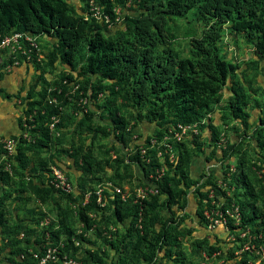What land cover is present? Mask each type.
Wrapping results in <instances>:
<instances>
[{"label":"trees","instance_id":"trees-1","mask_svg":"<svg viewBox=\"0 0 264 264\" xmlns=\"http://www.w3.org/2000/svg\"><path fill=\"white\" fill-rule=\"evenodd\" d=\"M95 1L109 15L113 24L111 29H107V24L103 21L93 18L84 20L87 6L83 0L78 3H72L71 0H0V35L10 31L28 32L48 37L51 45L46 54L47 61H43V65L27 66L32 70L36 81L13 96L21 113L17 118L20 130L22 113L28 116L33 110H37V114L33 115L36 126L30 131L35 142H18L15 153L7 161L11 175L3 170L6 161L1 159L5 152L0 144V195L6 186L15 188L19 194L29 193L43 204L58 194L65 199L69 198L70 195L56 191L49 185L46 174H40L43 177L40 181L33 178L47 163L63 168L67 176H82L86 179L90 177L91 181H101L104 176L109 175L120 186L118 182L121 179L135 174L131 164L124 162L125 155L122 152L123 147L130 145L135 152L129 160L135 163L138 175L144 173L146 176L159 166L154 155L155 150H148L150 162L146 164L147 157L139 155L135 142L144 139L147 143L151 137L160 139L169 128L178 123H199L205 113L212 111L220 103L224 90L234 96V101L230 107V117L224 114L219 117L220 120L228 122L230 119H238L247 127L246 106L261 87L246 90L242 85L248 67L254 69L257 76L264 64V0ZM127 1L128 8L125 7ZM114 6L123 8L120 22H114ZM192 10L195 11L196 18L204 23V28L199 37L190 39L189 56L182 57L172 47L166 22L168 18H183ZM225 24H229L234 33L242 35L249 42L254 41L256 45L252 61L244 67L220 55L218 44L222 39V26ZM82 47L85 48L84 53L76 62ZM47 68H50L49 74L52 75L54 70H57V74L48 79L44 75ZM2 72L1 69L0 78ZM255 77L250 79L252 84L256 83ZM65 78L68 83L79 82L85 93L90 92L92 106L86 114L78 118L68 110L62 112L57 124L60 130V136L55 140L57 148L51 151L52 137L46 123L56 113V109L45 102L46 89L53 85L66 91V85L61 84ZM104 82L108 85L103 84ZM100 91L104 92V96L99 102H95L97 92ZM261 97L250 109L257 122L264 124V89ZM58 100L59 103H64L62 96H58ZM41 110L43 114H40ZM207 127L215 136L217 128L211 123ZM19 134L20 132L12 137ZM132 136H135L134 140ZM104 139L106 144L101 143ZM200 146L202 143L197 141V137L176 145L175 162L169 165L165 161L167 171L162 183L158 184L160 194L142 204L141 229L136 227L140 205L121 203L117 198L108 201L106 206L109 205L108 208L111 209L110 204L112 205L113 215L119 222L130 218L127 232L121 235L120 240H117V231L112 233L115 240L106 239L103 231L96 228L97 221L87 216L89 212L99 216L103 210L96 205L93 194L90 195L88 203L78 206L76 215L83 223L84 231L87 233L93 230L89 237L76 236L87 245L80 257L82 262L150 263L158 252L164 250L168 258L174 257L180 264H187L180 247L190 231L177 230L173 226L168 228L166 217L160 215L157 207L164 206L172 214L175 211L173 208L183 207L189 201L185 195L194 183L190 165ZM259 148H264V141L259 144ZM111 150L117 154L115 159L108 156ZM26 151L33 152V163L27 157ZM40 152H45L47 157L41 159ZM240 179H245L241 168L231 176L232 183L238 184ZM258 182L260 189L257 192L253 187L236 186L231 196L220 193L218 189L214 193L216 199L220 196L225 199L219 210L221 216L225 217L229 234L241 243L236 249L241 248L245 242L248 243L236 264H248L252 250L259 249L264 243L263 215H258L255 207L257 196L262 198L264 195V173ZM78 191L82 192L80 188ZM195 191L199 197L193 204L199 211L196 216L205 220L202 216L203 209H213L210 206L209 185L202 183ZM106 195L104 193L103 200H107ZM164 196L167 197L165 201L161 199ZM231 201L240 207L236 224V219L227 214V211H233ZM148 209L158 210L148 216ZM58 220L62 231L67 235L64 248L60 251L74 256L81 246L75 247L70 241L71 230L66 227L65 218ZM1 223L2 230L8 236L10 249L7 252L9 257H2L0 264H27L29 261L35 263L32 255H26L24 250L31 247L34 251L42 252L44 241L40 237L31 240L29 233L32 231L25 225L24 219H16L12 225L7 221ZM20 233H24L25 238L17 239ZM51 236L54 242L52 245H57L58 234L51 231ZM95 239L102 241L101 247L95 246ZM196 244L198 249L203 247L201 240ZM173 248L177 250L174 251ZM110 249L114 250L111 256L108 253ZM207 249L208 257L222 251V247L217 245H207ZM22 254L25 256L20 259ZM115 256L120 259L118 263L114 260ZM108 259L109 262L106 263Z\"/></svg>","mask_w":264,"mask_h":264},{"label":"rangeland","instance_id":"rangeland-1","mask_svg":"<svg viewBox=\"0 0 264 264\" xmlns=\"http://www.w3.org/2000/svg\"><path fill=\"white\" fill-rule=\"evenodd\" d=\"M80 0H71L72 3H78ZM166 28L169 31L170 37L172 38V47L179 53L182 57L189 56L190 46L189 41L193 37H199L201 31L204 28V23L196 18V13L194 10L188 12V14L183 18H168L166 22ZM222 39L219 42V52L220 55L230 60L236 64H239L241 67L248 64L252 61L255 53L256 45L254 41L249 42L242 35L234 33L229 24H225L221 29ZM41 45L43 46L44 55L46 57L47 52L51 49L48 37H41ZM85 48L82 47L78 52L76 57V62H78L79 57L84 53ZM47 60V58H46ZM261 69V70H260ZM259 74L256 76L254 74V69L248 67L245 71L246 79L243 82V87L246 90H251L256 86H260L258 94L252 101H250L248 106H246V116L245 121H247V127L245 128L240 120L230 119V121L225 122L221 121L219 118L221 115L227 114V117H230V107L234 101L233 95L227 93L226 90L223 91L221 96V101L218 105L214 106V109L210 112L205 113V116L198 123L199 126V135L197 141L202 143V146L198 147L196 150V155L193 158L190 165V172L193 177V186L190 189H187V194L185 198L189 199L187 203L183 204V207H175L172 214L168 213L164 206L157 207L160 209V215L166 217L167 227L173 226L177 230H184L185 232L190 231L186 237V241H183L180 249L182 250L187 264H198V263H208V264H236L239 260V255L248 247V243L245 242L241 248L236 249L240 246L239 241H235L234 237L229 234V231L226 227L225 217L221 216L219 208L221 204L224 203L225 199L223 196L219 198L214 197L216 189L220 193H224L227 196H231L235 191L234 188L239 186L240 188H250L257 192L259 191V179H261L262 173H264V148H259V144H262L264 141V124L258 123L256 118L253 116L251 111V106L258 99H262L261 94L264 89V64L260 68ZM50 68L45 70V76L49 78L57 74V70H54L52 75L49 74ZM56 73V74H55ZM256 76V77H255ZM253 77L256 78V83L252 84L251 80ZM36 81V78H32L30 83L33 84ZM106 82V81H105ZM103 83L108 85V83ZM30 84V85H31ZM250 87V88H249ZM2 95V94H1ZM3 97V95H2ZM5 98V97H4ZM9 98V97H8ZM14 102V103H13ZM8 115H14L18 118L21 113H19L18 108L16 107L17 101L9 100L8 102ZM23 114V113H22ZM211 119V121H210ZM211 123L217 128V133L214 136L207 125ZM258 125V126H257ZM214 136V137H213ZM12 137V136H11ZM240 137V138H239ZM9 138L7 136H0V140ZM238 144H237V143ZM234 146V147H233ZM233 147V148H232ZM28 158H31L30 162L33 163V152H25ZM40 158L45 159L47 154L45 152H40ZM1 161V160H0ZM1 163V162H0ZM31 165V164H30ZM52 164H46L45 167L39 170V174L33 177L36 181L43 179L40 174L48 177L50 181L49 167ZM243 170L245 179L239 180L238 184L232 183L231 176L235 173H238V169ZM62 171H66L61 168ZM136 169V167H134ZM137 172V173H136ZM134 175L126 176L121 179L118 183L125 190L131 191L133 188V182L138 181L142 178L143 175L138 176V171ZM198 175L197 177L194 175ZM76 189L75 193H72L69 198L65 199L62 195L54 196L50 201L46 203H39L33 198L29 193H18L15 188L3 187L0 195V259L2 257H9L7 252L9 251L8 247V236L2 230L1 221H7L9 225H12L16 219H24L26 226L31 229L29 233L31 240H34L37 237L41 238V241H44L43 248L51 247L54 244L51 236V231L58 234V242L65 243L67 235L63 232L59 220L61 217L65 218L66 227L71 230L69 236L70 241L73 246L74 243H78L75 247H80L77 250L74 256L68 255L64 251L59 249L55 252V260H50L48 262L52 263H62V257L65 255L67 259H70L75 264H86L83 263L80 257L83 255L84 249L87 245L80 241L76 236L82 235L84 232V226L81 225V222L78 220L76 215L77 207L83 206L84 193L93 191L99 183L110 182L113 183V179H110L109 175H106L102 178L101 181L89 180L80 177V176H67ZM208 183H206V182ZM205 183L209 185V198L210 206L213 209L209 210L204 208L202 212V218L196 216L199 213L198 209L194 208V202H197L199 197L195 189L199 187L200 184ZM78 188L82 190V195L78 191ZM240 197H242L240 195ZM256 200L255 207L258 210V215H263L264 221V195L262 198ZM167 197L164 196L161 199L164 200ZM235 199V198H232ZM161 200V201H162ZM165 201V200H164ZM193 205V207H191ZM231 207L234 210V213H240V207L236 205L235 202L231 201ZM109 209L102 208L99 216L95 218L96 228L100 229L107 233L110 237H106L108 240H115L114 236L115 231L119 234L117 240L121 239V235L126 234L129 219H123V222H119L112 212V205L110 204ZM237 209V210H236ZM158 210V209H154ZM148 209L147 215H152L154 211ZM172 217L174 220H172ZM172 220V221H171ZM261 220L259 219L258 222ZM237 221L235 222V224ZM61 225V226H60ZM262 229H264L262 227ZM93 230H89L84 237H89L90 233ZM35 233V234H34ZM23 234V237L20 235ZM17 239L25 238L24 233H20ZM105 236V235H104ZM243 237V234L241 235ZM95 238V237H94ZM264 239V236H263ZM116 240V241H117ZM201 240L202 248L198 249L197 241ZM58 242L56 244H58ZM207 245H217L222 247V251L213 254L212 256H207ZM95 246L101 247L102 241L95 239ZM166 249V247H164ZM163 248V249H164ZM108 249V248H107ZM172 250L176 251L177 249L173 248ZM26 255H33L34 253L41 254V251H34L31 247L25 248ZM107 251V250H106ZM114 251V250H113ZM112 249L108 250L109 256L113 254ZM232 255V256H231ZM25 254L20 256V259H23ZM117 256V255H116ZM112 259L118 263V258ZM32 259L35 260L29 261L27 264H38L37 260L32 256ZM111 260V259H110ZM20 261V260H19ZM109 262V259L106 263ZM141 264V263H135ZM142 264H180L175 260L174 257L168 258L164 254V250L158 252L156 257L150 263ZM248 264H264V243L259 249H254L249 256Z\"/></svg>","mask_w":264,"mask_h":264},{"label":"built area","instance_id":"built-area-1","mask_svg":"<svg viewBox=\"0 0 264 264\" xmlns=\"http://www.w3.org/2000/svg\"><path fill=\"white\" fill-rule=\"evenodd\" d=\"M83 3L86 4L87 12L84 15V20H89L91 18L97 21H103L107 24V29L113 27L112 22H110L109 15L104 13L102 7L96 3L95 0H83ZM83 5V4H82ZM129 1L125 2V7L128 8ZM125 8V9H126ZM122 9L120 6H114L112 11L115 15L114 22L121 21ZM40 36L33 35L28 32L20 31H10V33L5 35H0V70L3 72L10 71L13 67H16L21 64L43 65V61H47L44 55L43 48L41 47ZM62 85H66V91H63L60 87L49 86L46 89V99L45 102L51 107L56 109V113L52 114L49 117V121L46 123L47 129L52 137L51 151L55 150L57 146L55 145V140L60 136V130L57 128V124L60 121V115L62 112L68 110L75 118L86 114L92 106V98H90V92L85 93L81 89L80 83L71 82L68 83L67 79L61 81ZM55 92V94H51ZM58 96H62L64 103H59ZM104 96V92H97L95 102H99ZM19 103V102H18ZM37 114V110H33L28 116L22 114L21 117V130L20 134L16 137H9L0 140L2 149L5 154L2 156L3 161H6L3 167V170L8 172L11 175L10 165L7 162L9 157L15 153L16 145L19 141H25V143H34L35 138L32 137L30 131L35 128V123L33 115ZM40 114H43V111H40ZM199 135V126L198 123H189L181 124L178 123L174 127L169 128L160 139L151 137L149 141L145 143L144 139L138 140L135 142L137 145V150L139 155L147 158L145 163L150 162L148 156V150H155V158L157 159L159 166L155 167L148 174L143 175L141 179L133 182V188L131 191L125 190L123 187L116 185L115 183H99L98 186L91 192L84 193L85 197L83 199V205L88 203L90 195L95 196V203L99 208H104L108 204V201H113L116 198L121 203L130 202L131 204H138L141 206L140 212L137 217L136 227L141 229V221L143 218L142 214V204L145 201H148L152 197L158 196L159 187L158 184H161L163 177L167 171V163L173 164L176 160L175 148L176 145L185 143L186 141L191 140L192 138ZM132 139H135V136H132ZM102 144H106L105 139L101 141ZM96 150V148H94ZM135 149L130 145L128 147H123L122 152L125 155V163L131 164L134 168L135 163L129 160V157L135 152ZM111 159H115L117 154L114 150L109 151L108 155ZM50 181L49 185L52 186L56 191L63 192L67 195H71L76 192L74 184L67 177L66 173L62 171L61 168L51 165L49 167ZM139 176V175H138ZM104 193L107 194L104 199ZM109 207V205H108ZM237 210V209H236ZM229 217L237 219L239 218V213H234V210L230 213L227 211ZM89 218L95 219L97 216L94 212L87 213ZM83 225V223H81ZM92 230V229H91ZM82 234L85 236L87 233L84 231ZM23 237V234H20ZM106 237H110L107 233L104 232ZM75 246L78 243H74ZM64 248L63 242H58L57 245L43 248L41 254L34 253L32 256L37 260L38 264H45L50 260H55V252L59 249ZM63 264H75L70 259H67L65 255L62 257Z\"/></svg>","mask_w":264,"mask_h":264},{"label":"crops","instance_id":"crops-1","mask_svg":"<svg viewBox=\"0 0 264 264\" xmlns=\"http://www.w3.org/2000/svg\"><path fill=\"white\" fill-rule=\"evenodd\" d=\"M28 65L29 64H21L13 67L8 72H2L3 75L0 78V136L11 137L20 132L17 125V118L14 117L15 114L8 115L9 109L7 102L9 100L11 102L15 100L13 96L16 95L18 91L23 90L31 84L30 81L34 77L32 75V70L28 69ZM134 171H138L137 168L134 169Z\"/></svg>","mask_w":264,"mask_h":264}]
</instances>
